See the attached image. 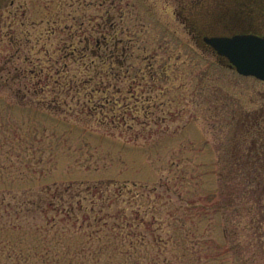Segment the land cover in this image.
Returning <instances> with one entry per match:
<instances>
[{"label":"rangeland","instance_id":"rangeland-1","mask_svg":"<svg viewBox=\"0 0 264 264\" xmlns=\"http://www.w3.org/2000/svg\"><path fill=\"white\" fill-rule=\"evenodd\" d=\"M4 4L0 264H264L217 164L264 127V81L203 41L261 22L264 0Z\"/></svg>","mask_w":264,"mask_h":264},{"label":"trees","instance_id":"trees-1","mask_svg":"<svg viewBox=\"0 0 264 264\" xmlns=\"http://www.w3.org/2000/svg\"><path fill=\"white\" fill-rule=\"evenodd\" d=\"M198 25L200 22L195 24L197 27ZM260 124L258 121L257 125L256 121L253 124L256 130L252 131V128L247 130L248 134L246 135L250 138L245 135L241 140L238 138L235 141L236 145L240 142V146L241 143H248L254 147H240L238 145L237 147L236 145L235 147H224L217 162L220 167L218 172L219 196L224 201L223 208L227 211L234 209L232 212L237 217L234 227L239 229V232H246L247 236L250 234L257 239L261 237L260 233L264 230V147H255L256 142H260L261 146L262 139H264V127H261ZM255 136L257 137L254 138ZM67 190L66 188L65 191ZM53 197L54 195H52ZM51 200L45 202L54 205ZM64 208L62 212L66 214V217L76 221L77 218L72 213V208ZM232 212L227 216H230ZM86 219L89 218L86 217ZM226 220L228 221L229 218L226 217ZM116 235H118L116 232H112L113 238ZM229 235L230 231L228 230L225 233L227 240ZM129 254L131 255V253Z\"/></svg>","mask_w":264,"mask_h":264},{"label":"water","instance_id":"water-1","mask_svg":"<svg viewBox=\"0 0 264 264\" xmlns=\"http://www.w3.org/2000/svg\"><path fill=\"white\" fill-rule=\"evenodd\" d=\"M203 41L226 60V67L242 76L264 81V36L236 34L204 37Z\"/></svg>","mask_w":264,"mask_h":264},{"label":"flooded vegetation","instance_id":"flooded-vegetation-1","mask_svg":"<svg viewBox=\"0 0 264 264\" xmlns=\"http://www.w3.org/2000/svg\"><path fill=\"white\" fill-rule=\"evenodd\" d=\"M5 4L3 6L6 5L7 0H4ZM263 4V3H262ZM2 6H0L1 8ZM260 8H264V5H261ZM260 14L261 17V22H252L253 20L249 19V21L247 20V26L246 28L241 27L240 25H236L235 27L238 29V31L235 29L236 32H233L232 34H255V35H259V36H264V10H261L258 12ZM239 26V27H238ZM259 26V27H258Z\"/></svg>","mask_w":264,"mask_h":264}]
</instances>
